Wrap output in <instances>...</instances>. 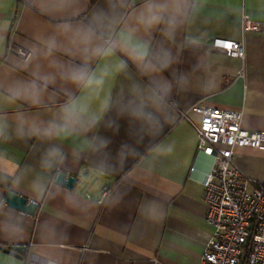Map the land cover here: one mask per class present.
<instances>
[{"label": "crops", "instance_id": "crops-1", "mask_svg": "<svg viewBox=\"0 0 264 264\" xmlns=\"http://www.w3.org/2000/svg\"><path fill=\"white\" fill-rule=\"evenodd\" d=\"M243 15L264 25V0H0V247L26 248L0 264H200L213 160L190 109L264 132V33L242 34ZM53 125L65 131L45 135ZM233 164L248 193L264 182V152L237 149Z\"/></svg>", "mask_w": 264, "mask_h": 264}, {"label": "built area", "instance_id": "built-area-1", "mask_svg": "<svg viewBox=\"0 0 264 264\" xmlns=\"http://www.w3.org/2000/svg\"><path fill=\"white\" fill-rule=\"evenodd\" d=\"M242 34L264 33V25L242 16ZM211 48L228 57L244 58L242 41L214 39ZM28 60L29 54L17 51ZM190 112L199 117L195 129L197 153L212 158L213 164L202 180L207 207L205 222L211 231L200 264H264V182L247 192L249 181L234 166L237 149L264 152V132L241 128L242 113L197 104Z\"/></svg>", "mask_w": 264, "mask_h": 264}, {"label": "water", "instance_id": "water-1", "mask_svg": "<svg viewBox=\"0 0 264 264\" xmlns=\"http://www.w3.org/2000/svg\"><path fill=\"white\" fill-rule=\"evenodd\" d=\"M55 183L72 190L77 184V179L72 176L68 177L65 173H58L55 178ZM5 201L8 207L31 216L34 215L38 209V205L35 202L27 201L26 198L13 192H8L6 194ZM0 251L19 259L21 255L26 252V248L24 246L9 247L6 249L0 247Z\"/></svg>", "mask_w": 264, "mask_h": 264}, {"label": "clouds", "instance_id": "clouds-1", "mask_svg": "<svg viewBox=\"0 0 264 264\" xmlns=\"http://www.w3.org/2000/svg\"><path fill=\"white\" fill-rule=\"evenodd\" d=\"M154 19H155V18H154ZM83 76H84V73H83V71H81V72H79V73H77V74H75V75L73 76V80L78 82V81H80L81 79H83ZM157 107H158V105H157ZM137 115H139V114H137ZM71 118H72V110H71L70 108H68V109L65 110V120H70ZM53 129H55V130L58 131V132H64V131H65L64 128H58V129H57L56 126L53 125V126H51L50 129H48V130L45 132V135H51Z\"/></svg>", "mask_w": 264, "mask_h": 264}, {"label": "trees", "instance_id": "trees-1", "mask_svg": "<svg viewBox=\"0 0 264 264\" xmlns=\"http://www.w3.org/2000/svg\"><path fill=\"white\" fill-rule=\"evenodd\" d=\"M97 0H90L91 4H94Z\"/></svg>", "mask_w": 264, "mask_h": 264}]
</instances>
